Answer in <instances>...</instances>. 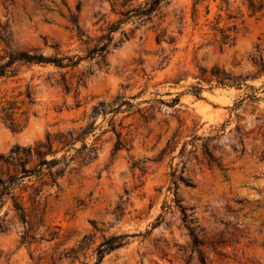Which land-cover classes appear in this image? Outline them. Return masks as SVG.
<instances>
[{
	"label": "rangeland",
	"instance_id": "1",
	"mask_svg": "<svg viewBox=\"0 0 264 264\" xmlns=\"http://www.w3.org/2000/svg\"><path fill=\"white\" fill-rule=\"evenodd\" d=\"M122 1L0 0L1 63L81 57L0 78V98L24 99L17 130L0 122V264H264V0L162 2L121 24L104 62L86 59L146 0ZM102 243L118 245L98 260Z\"/></svg>",
	"mask_w": 264,
	"mask_h": 264
},
{
	"label": "trees",
	"instance_id": "2",
	"mask_svg": "<svg viewBox=\"0 0 264 264\" xmlns=\"http://www.w3.org/2000/svg\"><path fill=\"white\" fill-rule=\"evenodd\" d=\"M130 1L131 0H123L121 2V7H125L126 5H129ZM168 1L169 0H146L145 2L138 4V6L136 8H131V9H127L125 11H120L119 14L122 15L123 17L116 20V22L111 23L106 28L105 33H102L100 36H98L96 39H94L93 45L91 47L87 48V54H86L85 58L90 59V60L95 59L96 62L99 64L104 62L106 55L109 53L110 46L116 47L124 39H127L129 37L128 33H126L125 30H121L118 38H116V39L114 38L113 33L118 31V29H120L121 24L126 22L132 16H136L139 20V23L145 24L146 22L151 21V17L155 16L156 13L160 10L161 3L162 2L167 3ZM0 27H1V25H0ZM2 59H4V57H2ZM80 60H81V57H77L76 55H74V56H62V57H58V56L45 57L42 54L28 53V52H21L19 54H15V55L8 54L7 60H5L2 63L0 62V78L15 75L18 71V65L19 64H24V63H26V64L51 63L57 67H60V68H66V67L73 68L79 63ZM62 79L64 81V78H62ZM223 79L224 78L219 79L218 83L223 85L224 84ZM63 83H64L65 90L69 91V89H70L69 85L65 81ZM198 90L199 89L196 88L195 91L198 92ZM25 96H26L28 102L32 101L30 89L26 90ZM22 105H24V99L21 100L20 104H19L18 101H16V100H4V99L0 98V122L12 130H17L19 128V122L17 120L16 114L21 109ZM95 113H96V111H95ZM92 125H93V123L88 126L87 130L84 131V136L90 131V129L92 128ZM82 138H83V136H82ZM209 139H210V137H208L205 140V143H203L202 146L204 148V152L206 154H208L209 158L212 160L211 154H210L208 147H207V141ZM52 143H53V141L48 137L47 141H46V145L44 146L45 150H41L42 145L39 144L35 148L34 153L37 156L41 157L45 153L51 152ZM83 147H85V145ZM121 147H122V143H121L120 138H118L117 142L115 144V150L120 149ZM27 152L29 153L31 151L28 150ZM58 162L59 161L57 159L46 160L45 158L42 157L38 165L40 167H42L43 165L51 167L53 165H56ZM20 165L22 166V163H20ZM22 171L24 172V174L31 173V171H25V170H22ZM38 171L40 172L41 169H38ZM61 172H62V170H56L54 172V174L60 175ZM171 176H172L171 177V186L169 187V190L172 191V193L175 195L177 185H178V180H181V181H184V180H183L182 176L180 174L177 175L176 172H172ZM6 182L7 183H5L2 186L0 196L6 195L10 191V189L12 188L11 187V184H12L11 179H9ZM0 184H3V181L1 180V178H0ZM186 184H187V182H186ZM173 201L175 202V204L177 206H179V208L182 212V215H183V219L185 221L191 222L188 219L189 215L186 212V208L182 207L179 204V200L176 199V197L174 198ZM14 205H15V209L18 211L19 217L24 218L25 214H24V210H23L22 206L17 202H15ZM170 208H171V204H168V203H165V205L163 206L164 212H166ZM188 229H189L193 244L195 246L200 244L198 238L194 234L193 228H191V226L188 225ZM104 245H105L104 243L100 244L98 249H97L98 260H100L103 257V254L106 251H109V250L115 248L118 244L109 243L106 246H104ZM200 262H201V264H206L205 260L202 257L200 258Z\"/></svg>",
	"mask_w": 264,
	"mask_h": 264
}]
</instances>
